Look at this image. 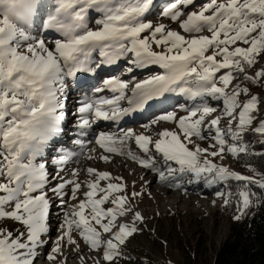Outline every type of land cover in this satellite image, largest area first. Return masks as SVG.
<instances>
[{
	"label": "snow or ice",
	"instance_id": "obj_1",
	"mask_svg": "<svg viewBox=\"0 0 264 264\" xmlns=\"http://www.w3.org/2000/svg\"><path fill=\"white\" fill-rule=\"evenodd\" d=\"M158 2L0 0V264L130 259L124 248L144 230L137 201L151 193L95 167L81 179L82 169L68 165L95 159L91 144L104 162L125 156L168 187L213 190L237 221L264 202V173L223 163L226 154L264 157L245 139L264 138V95L252 90L264 89V0H167L157 10ZM121 62L126 75L81 79ZM154 66L162 71L138 82L132 75ZM72 82L83 87L70 108ZM176 93L185 115L164 108L141 132L121 125ZM69 117L81 136L92 130L87 142L74 140L79 156L58 143ZM101 122L116 127L96 131Z\"/></svg>",
	"mask_w": 264,
	"mask_h": 264
},
{
	"label": "rangeland",
	"instance_id": "obj_2",
	"mask_svg": "<svg viewBox=\"0 0 264 264\" xmlns=\"http://www.w3.org/2000/svg\"><path fill=\"white\" fill-rule=\"evenodd\" d=\"M165 2L158 3L157 10ZM203 3L204 0H197ZM95 18V17H94ZM151 19L157 20L155 14ZM160 22L169 24L166 18ZM172 28L178 29L176 24ZM179 30V29H178ZM264 63V60L261 61ZM121 72L126 70L123 66ZM157 70V69H156ZM152 71V70H150ZM149 71V73H150ZM147 73V72H146ZM146 73L133 76L135 80L145 78ZM253 92L264 95V89L253 87ZM173 105L178 115H185L181 108L185 105V99L176 93ZM243 98V97H242ZM71 102V101H70ZM264 107V106H262ZM166 108L162 107V109ZM154 109L152 113L160 112ZM134 125L137 131H143L142 125L148 122V118ZM220 113L217 112L216 115ZM264 119V114L260 116ZM226 122L222 121V126ZM165 127H174L171 124ZM127 128V126H124ZM202 147L208 146V141L200 142ZM135 149V145H133ZM91 164L98 170L109 169L113 175L123 174L124 181L128 184V190L132 191L135 181L136 190L144 189L151 195H145L142 200L137 201L139 211L144 215L145 221L141 227L144 229L129 239L124 252L130 259H122L120 264H212L216 249L226 239L233 219L221 215L223 198H217L213 190L201 189L199 186H188L187 193L159 182L155 173L139 167L135 162L123 156L119 162L106 163L98 154ZM211 159V157H209ZM126 159V160H125ZM219 162V158H217ZM223 163L230 169L247 176H252L250 171L240 166L235 157L226 154ZM69 166V165H68ZM82 169V168H81ZM85 171H81V179L85 178ZM115 176V175H114ZM121 176V175H116ZM151 181V183H147ZM88 249L85 248V252ZM69 264H77V261L70 257Z\"/></svg>",
	"mask_w": 264,
	"mask_h": 264
},
{
	"label": "trees",
	"instance_id": "obj_3",
	"mask_svg": "<svg viewBox=\"0 0 264 264\" xmlns=\"http://www.w3.org/2000/svg\"><path fill=\"white\" fill-rule=\"evenodd\" d=\"M245 139L254 151L264 152V146L258 143L264 138L249 135ZM235 161L248 169L252 177L256 176L253 167L264 173V157L247 155ZM221 215L233 221L228 236L216 249L212 264H264V202L251 207L239 221L234 219L236 211L232 206L223 205Z\"/></svg>",
	"mask_w": 264,
	"mask_h": 264
},
{
	"label": "bare ground",
	"instance_id": "obj_4",
	"mask_svg": "<svg viewBox=\"0 0 264 264\" xmlns=\"http://www.w3.org/2000/svg\"><path fill=\"white\" fill-rule=\"evenodd\" d=\"M165 1L166 0H159L158 3L165 2ZM90 15L94 19V17H96L97 14L95 12H90ZM153 21L155 22L156 20H153ZM171 26L172 25H170V27ZM40 35L42 37H46L48 40H51L53 37L57 36L56 33L49 32L47 30H42L40 32ZM123 66H125L127 68V64H124L123 62H121L120 64L115 65V66H105L99 70V74L97 76L82 77L81 79L86 80L87 83L89 85H91V84L97 83L101 77L106 78V77H110L111 75H121L122 73L126 75V70L123 72H121V70H120ZM151 70H152L151 72L162 71L158 67H155V66ZM149 71L150 70H137L132 75L135 76V75H138L140 73L142 75L143 73L145 74L146 72H147L146 73V75H147V74H150ZM138 81L139 80H137V82ZM80 87H83L82 83L78 84L77 82H72L69 85V107L70 108L72 106H74L77 99L82 95L81 91L79 90ZM130 87H131V85H130ZM175 98H176L175 94H169L168 98L166 100H163L162 102L154 103L153 106L151 108H149L146 112L133 113L130 116L125 117L120 123L123 127L127 126V128L131 127L133 129H135L134 125H136L140 121H144L152 113V111H154V109H157V111H158V110H161L162 107L166 106V108H168V106H172L173 105L172 101H174ZM183 99H185V98L183 97ZM115 127L116 126L114 124H111V122H101L98 125V127L96 128V131H112L115 129ZM64 129H65V134L61 138H58V143L61 145V147L65 148V150L73 152L74 156H79L80 148H79V146H77L74 143V140L76 138H81L87 142L88 140L92 139V130H89L87 135L81 136L79 130L77 129L74 117H69L65 121ZM137 132H141V131H137ZM89 146L96 149V151L93 154H98L99 156L101 155V150L95 144H91ZM51 155L54 156V155H56V153H51ZM122 157H123L122 155H112L111 162L112 163L113 162H119L121 160H118V158L123 159ZM130 162H131V159H130ZM68 167L69 168L79 167L82 169H86L87 167H95V166H93L91 164V160L87 159L86 156H79V158L74 159L73 162H71ZM100 171H109V169H103ZM114 175L115 176L121 175L123 177V174H120V173L119 174L114 173Z\"/></svg>",
	"mask_w": 264,
	"mask_h": 264
}]
</instances>
